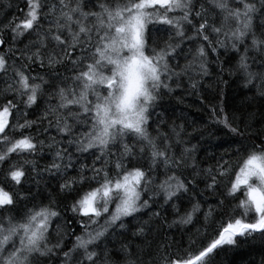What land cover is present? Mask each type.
I'll use <instances>...</instances> for the list:
<instances>
[{
    "label": "snow or ice",
    "instance_id": "6c2138e0",
    "mask_svg": "<svg viewBox=\"0 0 264 264\" xmlns=\"http://www.w3.org/2000/svg\"><path fill=\"white\" fill-rule=\"evenodd\" d=\"M0 14V264H218L256 241L249 264H264V0H0ZM221 49L250 95L231 112L209 100L233 139L208 163L161 104L199 92Z\"/></svg>",
    "mask_w": 264,
    "mask_h": 264
},
{
    "label": "trees",
    "instance_id": "16d2710c",
    "mask_svg": "<svg viewBox=\"0 0 264 264\" xmlns=\"http://www.w3.org/2000/svg\"><path fill=\"white\" fill-rule=\"evenodd\" d=\"M13 2L15 3L16 0H13ZM13 13L19 15V12L15 8L9 10V16ZM2 18L3 15L0 14V19ZM220 52L219 60L213 57V61H215L211 64V72L213 74L205 78L199 92L185 86L184 88L176 89L161 104L162 115L166 119H174L176 124L184 125L186 131L192 133L195 137L191 141L193 144H197V141H199V154L209 157L208 163H211L215 156L222 154L233 139L231 134L227 132V129L211 122L208 106L209 100L214 99V102L218 105L222 103L226 111L231 112L246 104L248 102V95H250H246L247 90L241 86L237 76L229 72V68L235 64L234 54H223V49ZM221 66L223 67V71H219ZM33 67L36 71H40L35 66ZM217 72L219 73L218 75ZM252 110L257 112V119H259V100L252 106ZM29 118L35 119L36 117L32 115ZM201 132H203L202 136ZM47 135H56L55 130H50ZM47 152L48 149L46 148L45 153ZM50 159L51 156L49 155H45L43 159L38 157L37 163L42 167ZM81 162L91 163V158L82 160ZM31 175L29 173L30 177ZM27 186L28 183L26 182L25 187ZM70 227H74L76 231H79L78 225ZM116 239L119 240L120 237ZM259 248V241L243 244L239 248H226L225 251L220 253L218 264H249L253 256L257 259L259 258Z\"/></svg>",
    "mask_w": 264,
    "mask_h": 264
}]
</instances>
